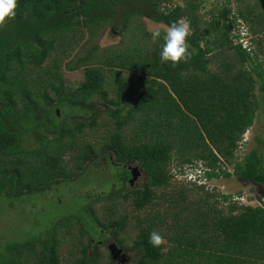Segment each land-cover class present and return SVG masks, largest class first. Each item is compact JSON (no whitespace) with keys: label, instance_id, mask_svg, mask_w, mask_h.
Returning a JSON list of instances; mask_svg holds the SVG:
<instances>
[{"label":"trees","instance_id":"1","mask_svg":"<svg viewBox=\"0 0 264 264\" xmlns=\"http://www.w3.org/2000/svg\"><path fill=\"white\" fill-rule=\"evenodd\" d=\"M128 1L18 0L16 17L0 27V197L41 192L53 181L74 175L64 154L77 150L85 127L99 129L105 124L101 149L110 150L129 173L118 176L126 181L130 177L126 166L136 161L149 176L143 188L122 196L132 197L138 209L158 200L165 204L154 215L137 216L138 232L130 248L140 253L133 264H264V203L233 201L231 194L196 183L194 189L183 184L172 187L168 168L176 148L183 163L203 161L209 179L234 175L264 186L261 151L253 148L243 157L236 155L244 133L264 107V59L260 57L264 0H235L238 7L233 14L222 6L209 18L200 12L201 0H182L183 4L169 0L173 4L163 9L159 0H143L137 9L130 8ZM125 12L129 14L123 18ZM146 14L166 27L183 18L189 22L192 56L187 61L173 65L162 60V40L152 41L147 30L144 35L149 40L144 45L109 47L106 52L98 44L89 45L105 24L118 25L126 34L132 18ZM242 21L249 24V33L258 35L255 51L233 40L238 36L233 29L241 30ZM86 25L89 37L82 47L88 49L64 63L68 70L83 67L84 78L76 87H65L62 61L69 47L80 41ZM53 53L55 59L48 66L45 62ZM106 67L113 76L109 80ZM117 68L139 73L142 90L132 104H123L127 82ZM107 81L117 83L115 97L108 98ZM99 98L110 104L112 124L107 125V119L98 123V114L90 121L58 118L56 108L62 104L81 113L92 110ZM138 112L143 118L135 129L138 138L128 140L125 127L138 118ZM29 136L38 145L27 144ZM82 150L72 155L79 160L75 164L79 170L98 153L90 143ZM192 190L202 194L194 197ZM86 211L91 212L88 203ZM128 223V215L121 214L109 218L106 225L123 243L120 236ZM153 230L167 241L151 245L148 237ZM59 244L56 233L43 241L33 237L9 243L0 250V264H24L29 256L36 264H61ZM97 258L84 245L76 264H96Z\"/></svg>","mask_w":264,"mask_h":264},{"label":"rangeland","instance_id":"2","mask_svg":"<svg viewBox=\"0 0 264 264\" xmlns=\"http://www.w3.org/2000/svg\"><path fill=\"white\" fill-rule=\"evenodd\" d=\"M141 1L143 0H129L128 6L137 9L135 7H138ZM159 1L161 2V9L170 7L173 4L169 0ZM176 2L184 3L182 0H176ZM201 2L202 7L200 12L206 18L211 16V11L213 10L217 13L218 10L216 8L226 6L227 8H231V14H233L238 7V2L235 0H201ZM127 14L129 12H125L123 18ZM130 23V28L126 34L122 33L124 31L118 25L115 27L113 23L105 24L97 30L89 45L98 44L102 52H106V48L109 47L116 49L117 47H126L129 44L131 46L138 43L144 45L149 40V37L144 35L145 30L151 32L156 27L164 30L167 28L165 25L154 21L148 14L136 15ZM243 23V21L240 22V24ZM243 26L248 30V23H244ZM245 29L242 28V30ZM250 34V37L246 39L249 41V47L255 51V49H258V35L252 32ZM79 36L81 37L80 41H75L72 47H69L62 61L65 87H76L84 78L83 67L68 70L64 64L76 53L83 54V51L88 49L89 46L86 49L82 47L85 39L89 37L87 25L83 26L82 36ZM123 40H125V43L120 45V42ZM55 56L56 53H53L46 60L45 64L50 66ZM260 57L264 59V54H261ZM211 67L214 70L216 65L212 64ZM117 69L122 70L121 76L127 82V96L123 104L127 101L132 104L142 90L139 73L127 69ZM105 71L109 74L107 78L109 80L112 76L111 71H109L108 67L105 68ZM105 87L108 90V98L116 96L117 83L115 81H111L110 83L107 81ZM110 107V104L104 98H99V101L92 107L93 112L91 109H84L80 113L79 110H70L67 105L63 104L56 109H59L58 118L61 119L65 118L69 120L70 118L90 121L93 116L98 114V123L103 119H107V125H109L113 123L112 118L108 114ZM136 115L138 118L131 120L130 124L124 130V134L128 140L138 138L135 129L140 125L139 119L143 118H140L141 115L139 112ZM105 127V124L99 129L85 127V130L81 132L77 140L78 145L75 148L77 150H68L64 154L67 168L68 170L73 169L75 171L74 175L68 177L63 176L55 180V182L53 181V183L49 184L41 192L28 191L24 196L14 197L12 199L5 196L0 197V250L7 248L9 243L15 241L22 242L33 237H37L43 241L48 236L56 233L57 238L60 240L58 254L61 258V264H76L77 259L81 257V248L84 245L87 246V251L90 256L98 254L96 264H118L112 259L111 252L108 248V244L113 241L128 254L129 258L125 264H133L138 259L139 250L130 248L138 232L136 228L137 216L147 217L154 215L164 210L165 204L160 203L161 201L158 200L156 205L138 209L132 203V197L125 200L122 194L130 192L134 188H143L149 176L144 166L136 161L128 163L134 166L138 163L142 171V174L135 181L134 185L125 183L119 177L129 176V173L126 169H122L123 165L116 160L115 155L110 150L101 149L103 142L106 140ZM139 133L143 134V131H139ZM25 142L34 146L39 143L33 136L27 137ZM87 143L93 144L98 153L86 161L84 163L85 166L79 170L75 167V164H79V160H73L72 155H76L78 151H83L82 149ZM253 148H258L264 155V107L255 118L253 126L244 133L236 155L239 158L243 157ZM182 159L181 154L177 153L176 148H174L173 158L168 166L169 169H172V173L173 167H176L178 170L179 168H185L188 164L193 168L205 165L201 160H195L193 163H183ZM227 167L228 171L233 172L231 165ZM182 184L194 189L192 183L186 180H180L178 177L172 179V187L174 185L180 187ZM205 184L206 190L231 194L233 201L237 200L240 203L252 205H257L261 202L264 203V186L256 182L242 181L233 175L231 177L221 176L214 178ZM112 191L113 194H111ZM190 193L194 197L202 194L197 193L196 190H192ZM260 196L262 200L259 199ZM87 203L89 204L91 212L86 211ZM121 214H127L129 217V223L125 231L121 232L120 236L125 239L123 243L116 240L112 226L106 225L109 218ZM168 222L170 223V220ZM163 241L166 242L167 238L163 237ZM39 248L37 246V251ZM27 259L24 264H36V259L33 256H29Z\"/></svg>","mask_w":264,"mask_h":264},{"label":"clouds","instance_id":"3","mask_svg":"<svg viewBox=\"0 0 264 264\" xmlns=\"http://www.w3.org/2000/svg\"><path fill=\"white\" fill-rule=\"evenodd\" d=\"M17 8L18 0H0V27H2L8 20L16 17ZM240 26L241 30H239V26L233 29V34L238 35L233 37V40L235 43H242L244 47H248L250 49L251 47H249V41L248 46H245L244 44V40L250 37V33L247 29H245V27H243V24ZM242 28L245 30H242ZM190 35L189 22L178 20L173 21L165 30H162L159 27L154 28L151 31V40L154 42L162 40L161 59L164 61H171L173 65H176L181 61H187L192 56V51L189 47L190 41L188 39ZM199 168L204 169V173L201 174L200 178H205V183H207L211 179L206 176V166L202 165L195 167L197 170ZM179 170L184 172L185 168H179ZM173 178L175 179L174 174ZM205 183L198 185H206ZM148 241L153 246H159L163 242V236L160 232L153 230L149 234Z\"/></svg>","mask_w":264,"mask_h":264},{"label":"water","instance_id":"4","mask_svg":"<svg viewBox=\"0 0 264 264\" xmlns=\"http://www.w3.org/2000/svg\"><path fill=\"white\" fill-rule=\"evenodd\" d=\"M59 113V109L57 111ZM131 173L132 177L130 179V183L134 184L135 181L139 178L141 175L140 167L138 165L136 166H131ZM108 248L111 252L112 259L120 264H125L126 261L128 260V254L124 251L122 247H120L116 242H110L108 244Z\"/></svg>","mask_w":264,"mask_h":264},{"label":"built area","instance_id":"5","mask_svg":"<svg viewBox=\"0 0 264 264\" xmlns=\"http://www.w3.org/2000/svg\"><path fill=\"white\" fill-rule=\"evenodd\" d=\"M248 40H244L245 46H248ZM179 170V169H178ZM177 168L174 167L173 174L180 180H186L188 182H193L197 184H204L206 182L205 178H200L201 174L204 173L203 168H199L198 170L193 168L190 164L185 167L184 172L178 171Z\"/></svg>","mask_w":264,"mask_h":264},{"label":"flooded vegetation","instance_id":"6","mask_svg":"<svg viewBox=\"0 0 264 264\" xmlns=\"http://www.w3.org/2000/svg\"><path fill=\"white\" fill-rule=\"evenodd\" d=\"M137 165H139V164L137 163ZM131 166L134 167V165H130V164H127V166H126V167L129 169V171H130V177H128V178L126 179V181H124V182H125V183H128L129 185H134V184H131V183H130V179H131V177H132V176H131V172H132V171H131V169H130ZM140 171H141V170H140ZM141 174H142V171H141ZM116 263H118V262H116ZM118 264H120V263H118Z\"/></svg>","mask_w":264,"mask_h":264}]
</instances>
